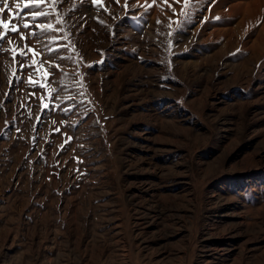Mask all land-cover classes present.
<instances>
[{
    "label": "rangeland",
    "instance_id": "374dc122",
    "mask_svg": "<svg viewBox=\"0 0 264 264\" xmlns=\"http://www.w3.org/2000/svg\"><path fill=\"white\" fill-rule=\"evenodd\" d=\"M7 3L0 264H264V0Z\"/></svg>",
    "mask_w": 264,
    "mask_h": 264
},
{
    "label": "snow or ice",
    "instance_id": "6c2138e0",
    "mask_svg": "<svg viewBox=\"0 0 264 264\" xmlns=\"http://www.w3.org/2000/svg\"><path fill=\"white\" fill-rule=\"evenodd\" d=\"M0 2L4 3V6L2 8H0V14L5 13V10H7L9 13H11V19L8 20H4V19H0V28H3L5 31L4 32H0V38H3L8 31L11 32H18L19 28L12 26V20L16 18V16L18 15V13H13L9 4L7 3V0H0ZM36 2H39V0H36ZM117 3H119V0H116ZM189 3V0H185V5L187 6ZM17 7H19V5L17 4ZM27 7V5H26ZM36 13H33V15H35ZM217 20H220V17H216ZM23 27L25 29L29 28V24L28 23H24ZM50 27V26H49ZM23 55V53H21ZM58 131V130H57ZM63 147V145L61 146Z\"/></svg>",
    "mask_w": 264,
    "mask_h": 264
}]
</instances>
